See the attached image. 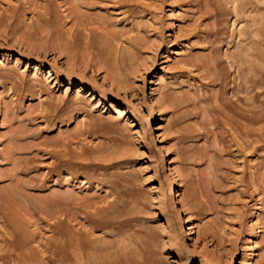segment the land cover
<instances>
[{
    "label": "rangeland",
    "instance_id": "1",
    "mask_svg": "<svg viewBox=\"0 0 264 264\" xmlns=\"http://www.w3.org/2000/svg\"><path fill=\"white\" fill-rule=\"evenodd\" d=\"M0 206V264H263L264 0H0Z\"/></svg>",
    "mask_w": 264,
    "mask_h": 264
},
{
    "label": "bare ground",
    "instance_id": "2",
    "mask_svg": "<svg viewBox=\"0 0 264 264\" xmlns=\"http://www.w3.org/2000/svg\"><path fill=\"white\" fill-rule=\"evenodd\" d=\"M77 4V3H76ZM97 55H99V54H97ZM95 59V58H94ZM96 63V62H95ZM4 153V152H3ZM5 155V154H4ZM23 206V205H22ZM1 207V206H0ZM21 209V208H20ZM109 209V208H108ZM18 212V211H17ZM34 212V211H33ZM20 213V212H19ZM31 215V214H30ZM32 216V215H31ZM30 217V216H29ZM32 217H34V216H32ZM34 219V218H33ZM30 223V222H29ZM36 233V232H35ZM264 264V263H263Z\"/></svg>",
    "mask_w": 264,
    "mask_h": 264
}]
</instances>
